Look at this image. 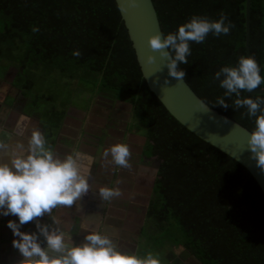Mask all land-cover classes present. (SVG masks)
I'll return each instance as SVG.
<instances>
[{
    "label": "trees",
    "instance_id": "16d2710c",
    "mask_svg": "<svg viewBox=\"0 0 264 264\" xmlns=\"http://www.w3.org/2000/svg\"><path fill=\"white\" fill-rule=\"evenodd\" d=\"M152 2L164 35L193 15L218 19L223 12L231 21L227 35L192 42L188 64L180 67L202 101L251 131L255 118L245 109L215 105L224 90L212 78L245 55V0ZM0 53L21 61L28 85L35 69H55L93 96L131 107L144 132L141 156L156 164L147 220L158 239L198 264H264L259 186L244 167L180 125L149 90L114 0H0ZM249 53L264 75L263 0H251Z\"/></svg>",
    "mask_w": 264,
    "mask_h": 264
},
{
    "label": "clouds",
    "instance_id": "9594fccd",
    "mask_svg": "<svg viewBox=\"0 0 264 264\" xmlns=\"http://www.w3.org/2000/svg\"><path fill=\"white\" fill-rule=\"evenodd\" d=\"M128 3L135 6L137 0ZM232 27L223 12L218 19L193 15L175 31L150 36L148 44L159 51L162 59L166 58L168 75L180 81L186 76L180 65L188 64L191 43H203L209 33L217 37L227 35ZM32 31L39 29L34 27ZM73 54L79 56L80 52ZM154 60V56L148 57L149 62ZM212 78L224 90L215 105L243 108L249 118H255L247 144L257 166L264 170V94L242 96V92L264 89L258 61L254 56L241 55L234 65L221 66ZM228 99L231 104L226 102ZM19 135L23 138L14 144L0 139V155L7 153V158L0 160V216L17 217L8 220L6 226L14 237L12 247L18 251L21 264H160L150 252L140 256L123 251L110 235L88 230L86 224L81 225L85 231L82 242L69 244L60 228L43 223L41 218L53 209L71 207L89 191L90 170L81 164L79 151L58 155L39 128H32L27 135L21 131ZM103 156L110 157L118 167H130L131 152L126 143L109 146ZM92 159L88 157L89 161ZM97 191L102 201L121 195L117 187L104 186ZM28 222H34V231L21 230Z\"/></svg>",
    "mask_w": 264,
    "mask_h": 264
},
{
    "label": "crops",
    "instance_id": "0c3cea01",
    "mask_svg": "<svg viewBox=\"0 0 264 264\" xmlns=\"http://www.w3.org/2000/svg\"><path fill=\"white\" fill-rule=\"evenodd\" d=\"M40 70L41 67L34 70L35 78ZM26 74L27 68L21 61H12L0 53V139L14 144L23 138L19 135L21 131L27 135L32 128H39L58 155L79 151L82 153L81 164L90 170V189L81 200L71 207L53 209L41 218L42 222L60 228L69 244L82 242L85 231L81 225L86 224L88 230L110 235L123 251L140 256L150 252L158 257L160 264H185L189 258L182 259L183 252L190 255L183 248L171 244L168 249L161 241L144 239L150 238L147 231H155L154 224L147 220L149 197L146 198L143 190L149 182L143 170L153 166L154 159L141 156L144 132L140 123H135L131 107L117 100L93 96L90 89H82L83 94L76 96L69 89L67 93L71 91L72 97L51 98L44 90L28 85ZM35 78L33 83L37 81ZM125 128L129 131L137 128L142 134L141 137L137 134L129 137L131 143L138 142L139 138L142 143L137 148L139 156H130V167L127 168L118 167L111 163L110 157L103 156L109 146L126 143ZM89 156L93 157L91 161ZM6 158V152L0 155V160ZM104 186L119 188L121 195L102 201L97 190ZM10 219L17 217L0 216V264H21L18 251L12 247L14 237L6 226ZM21 230L34 231V222L23 225ZM142 239L146 243L140 251Z\"/></svg>",
    "mask_w": 264,
    "mask_h": 264
},
{
    "label": "water",
    "instance_id": "95a60500",
    "mask_svg": "<svg viewBox=\"0 0 264 264\" xmlns=\"http://www.w3.org/2000/svg\"><path fill=\"white\" fill-rule=\"evenodd\" d=\"M114 1L149 90L186 130L244 167L264 196V170L257 166L248 149L250 131L208 106L185 80L177 81L169 76L165 67L166 58L162 59L158 50L149 47V37L162 33L152 0H137L135 6H130L128 0ZM250 12L251 0H245L246 56L250 55ZM150 55L155 57L153 62L148 61ZM257 93L264 94V89H255L248 94Z\"/></svg>",
    "mask_w": 264,
    "mask_h": 264
},
{
    "label": "rangeland",
    "instance_id": "374dc122",
    "mask_svg": "<svg viewBox=\"0 0 264 264\" xmlns=\"http://www.w3.org/2000/svg\"><path fill=\"white\" fill-rule=\"evenodd\" d=\"M6 53V52H5ZM37 81L35 83H33V87L34 89H40V90H44L45 94L46 95H51L52 97L51 98H55V99H63V98H69V97H72L70 96L71 94V91L70 93H67V90H73V93L76 95H80V94H83V90L81 89L80 87V84H77L76 81H69V79H67L65 76H63L59 71L55 70V69H46V68H43L41 69L39 72L37 71ZM65 84H68L66 87H65ZM82 85V84H81ZM70 86V87H69ZM54 96V97H53ZM124 118V117H123ZM126 119V118H125ZM128 119H126L125 121L127 122ZM120 127V125H119ZM123 127V126H122ZM123 132H125V142L126 144L129 146L130 148V152H131V157L134 158L135 156L137 157V155L139 154L137 148H139L141 146V143H142V138H139V141L138 142H133L131 143L130 142V135H135L137 134V136L141 137L140 133L138 132V129L137 128H134V129H131L129 131V129L125 128L123 130ZM131 141H134V138H132ZM135 150V151H134ZM139 156V155H138ZM155 162H154V169H155ZM153 167L150 165L149 166V169H145L143 170L144 173H146V178L147 180L149 181L147 186H146V191H145V196L146 198L149 197L150 193H151V189H152V186H153V179H154V176H152V172H153ZM149 170V171H148ZM147 171V172H146ZM155 171V170H154ZM140 172V171H139ZM151 173V174H150ZM135 192L137 189H134ZM152 222V221H150ZM153 224V223H152ZM148 227H146V230ZM145 230V232H146ZM148 233H150V238H144V239H147V241L149 240H155L156 242H162V244H165V246L170 249V246L171 243H169L168 241H162V238L158 239V234L155 233V231L153 232L152 230L151 231H147ZM146 232V233H147ZM155 237V238H154ZM142 239V242L140 243V246H139V249L140 251H143V246L145 245L146 241ZM149 239V240H148ZM188 253V252H187ZM184 256L182 259H187L189 258L188 261H186L185 264H197L191 256H188L185 254V252H183ZM189 254V253H188Z\"/></svg>",
    "mask_w": 264,
    "mask_h": 264
},
{
    "label": "flooded vegetation",
    "instance_id": "af4514ba",
    "mask_svg": "<svg viewBox=\"0 0 264 264\" xmlns=\"http://www.w3.org/2000/svg\"><path fill=\"white\" fill-rule=\"evenodd\" d=\"M153 167V166H152ZM154 167H153V172H152V176L155 175V171H154ZM147 172V171H146ZM151 174V173H150ZM144 192L146 191V187L143 188Z\"/></svg>",
    "mask_w": 264,
    "mask_h": 264
}]
</instances>
